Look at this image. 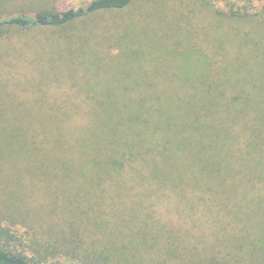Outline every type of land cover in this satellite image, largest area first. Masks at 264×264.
<instances>
[{
    "label": "rangeland",
    "instance_id": "obj_1",
    "mask_svg": "<svg viewBox=\"0 0 264 264\" xmlns=\"http://www.w3.org/2000/svg\"><path fill=\"white\" fill-rule=\"evenodd\" d=\"M90 1L43 0L42 6L65 12ZM209 8L202 0H134L122 11L82 17L60 29L3 30L0 250L38 264L221 263L223 248H233L236 236H219L222 226L184 197L110 188L105 181L86 190L70 188L71 175L32 171L28 141L12 135L15 118L26 124L22 109H59L73 130L89 123L105 93L167 97L166 105L170 97L205 96L211 84L210 94L219 98L209 109L210 127L227 124L224 110L232 109L236 149L243 154L251 145L252 157L264 156L260 133L252 136L243 128L246 121L256 123L255 115L264 117V93L253 90L246 72L253 67L249 53L254 61L262 55L253 44L264 43V25L219 22ZM186 54L201 56L191 71L180 64Z\"/></svg>",
    "mask_w": 264,
    "mask_h": 264
},
{
    "label": "trees",
    "instance_id": "obj_2",
    "mask_svg": "<svg viewBox=\"0 0 264 264\" xmlns=\"http://www.w3.org/2000/svg\"><path fill=\"white\" fill-rule=\"evenodd\" d=\"M133 1L92 0L76 10L59 12L44 8L43 0H0V34L33 27L60 29L82 17L122 11ZM202 1L213 8L219 22L240 28L252 21L255 26L264 25V0ZM7 10L15 14L7 15ZM29 12L35 13L30 16ZM254 47L262 55L254 61L249 53L253 67L246 72L254 79L253 90L264 93V43ZM199 57L186 54L180 64H187L191 71ZM210 86L205 96L170 97L166 105L167 97L105 93V99L90 111L89 123L73 130L66 128L63 117L67 115H60L59 109H41V114L22 109L26 124L15 118L12 135L15 140L28 141L32 171L71 175L70 188L84 190L105 181L110 188L167 190L184 197L212 224L222 226L219 236H236L233 248H223L220 264H264V175L260 173L264 156L252 157L251 145L244 146L243 154L238 148L239 154L230 128L235 120L232 109L224 110L227 124L223 122L216 130L210 127L209 109L218 105L219 98L210 94ZM258 115L254 125L246 121L243 128L252 136L259 132L264 142V117ZM0 264L38 263L0 250Z\"/></svg>",
    "mask_w": 264,
    "mask_h": 264
}]
</instances>
